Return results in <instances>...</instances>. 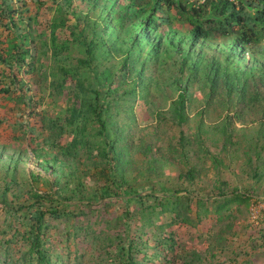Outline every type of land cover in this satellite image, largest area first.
Here are the masks:
<instances>
[{"label":"trees","instance_id":"16d2710c","mask_svg":"<svg viewBox=\"0 0 264 264\" xmlns=\"http://www.w3.org/2000/svg\"><path fill=\"white\" fill-rule=\"evenodd\" d=\"M54 1L57 3L58 11L63 12L64 6H72L73 0ZM81 1L89 3L86 11L75 7L72 17L78 20L77 24H83V29L78 32L81 41L77 36L74 37V41H79L78 45L83 46L85 54L77 58L74 66L57 67L62 77L58 82L59 87L66 81L65 78L71 77L77 92L75 96L70 97L72 104L67 106L66 121L72 127L73 137L68 145L62 147L53 141L47 142L54 147V152L49 157L43 156V150L40 152L38 148L31 149L37 169L30 170L27 174L30 192H27L26 202H18L19 197L23 195L19 190L12 192L13 198L8 199V193L11 192L14 183L18 182L17 165L24 160L19 154L11 155L8 163L4 165L7 182L0 190V203L9 212L10 219L5 225L8 227L0 229V264H64L63 254L59 252L62 247L59 245L57 247V244L49 240L47 228L50 224L45 220L46 213L52 219L57 217L67 219L73 215L71 207L74 204H80V211L85 213L83 208L105 199L121 200L137 206L134 212L125 210L117 217L125 226L124 232L109 236L112 246L116 248L113 263L171 264L173 257L170 254L175 251L176 246L173 231H169L166 237L154 235L153 243L141 238L144 229L153 226L158 215L168 216V222L161 223L160 227L183 224L194 228L202 225L209 213L215 214L216 221L231 218L230 204L248 202L254 194L238 189L227 193L221 187V191L218 192L221 199L216 198L213 202L209 201L210 196L197 197L192 202L188 188L179 186L172 191L171 188L162 186L160 187L162 193L157 194L154 188L156 183L152 184L149 192L141 194L142 190L135 186L137 178L126 171V164H131V160L128 156L130 146L125 142L127 134L124 130L134 121L133 102L137 99L146 100L151 95L150 88H154L165 100L170 99L167 112L172 113L176 123L180 125L187 121V106L192 95L191 84L196 81L202 88L206 84L207 106L216 100L219 105L225 107L227 113H231L213 125L214 129L221 131L223 138L220 150L225 149L228 143L232 144L235 131H247L245 127L243 129L232 127L233 117L240 118L242 114L255 112L260 113V119L257 118L252 128L251 140L255 141L257 148L260 144L262 149L264 0ZM248 6L251 9H248ZM0 11L6 14V24L9 27L15 25L16 8L13 4H6ZM90 13L94 18L88 16ZM2 19L3 16H0V23ZM65 25V18L61 16L55 18L51 23L52 34H55L58 27ZM84 31H88L89 36H84ZM26 36L28 32L15 34V37H19L24 44ZM220 38L221 41L217 40ZM55 40L56 36L52 37L51 42L56 49ZM63 46L64 44H60L61 48ZM12 48L14 52L10 55L13 63L22 61L28 53V49L25 47L21 50L19 44ZM0 59H3L1 55ZM167 60L176 62L177 73L165 80L153 75V68ZM102 61L110 63L109 65L114 66L120 73V82L114 85L116 83L112 80L104 90L100 89L99 85L105 84L111 78L109 67L102 70L101 75L97 77L95 81L98 83L97 87L86 84V79L81 73L85 68L94 70V65L97 66V63ZM157 70L160 71V68ZM224 94L226 96H223ZM121 100H125L127 105L123 125H118L113 113L119 111L114 107H119ZM91 114H94L95 120L99 123L97 133L101 139L96 143L89 139L90 132L86 125ZM155 115L161 118L160 111ZM81 116L84 119L79 124ZM108 122L110 128L106 125ZM207 132L208 130H198L192 138H186L181 133L179 142L184 146L196 143L201 151L206 152L208 150L204 148L202 135ZM93 136L95 137V134ZM90 146H95L97 153L88 156L87 160L72 156L78 148ZM56 148H59L66 157L61 158ZM260 148L255 150V155H259ZM219 153L217 151L214 154L210 151L211 161H219ZM206 158L208 157L205 154L203 159ZM188 159L189 157L184 161ZM1 162L6 161L0 157ZM61 165L68 168L65 176ZM80 165L84 167L80 168ZM91 165L99 170L90 172ZM195 174L196 171L190 166L181 171L178 177L190 182ZM89 175L96 181L95 188L87 195L78 196L77 192L85 186L84 177ZM50 177H53L51 190L41 192L35 188L34 184L49 180ZM63 177L68 181L76 180L75 188L71 190L68 188L73 191L72 194H69L61 184ZM68 181L65 184L68 185ZM180 192L185 194L179 195ZM192 212L194 216L191 215ZM135 215L138 224L132 225L129 219ZM19 216L22 218H18L19 227H16L14 221ZM90 227L88 225L85 228L86 231L83 232L85 236L91 235ZM132 227H135L134 233ZM10 228L13 232H9ZM78 228L79 226L74 227L73 237L79 235ZM225 230L235 233L230 224L225 225ZM62 234H65L66 238L71 236V232ZM125 238L127 242H124ZM12 243H18L13 253L9 249ZM105 254L106 258H109L107 250ZM177 254L178 252L176 256ZM188 255L181 257L184 261L181 264H194L199 261L196 252H193L192 256ZM188 257L191 258L187 259Z\"/></svg>","mask_w":264,"mask_h":264},{"label":"rangeland","instance_id":"374dc122","mask_svg":"<svg viewBox=\"0 0 264 264\" xmlns=\"http://www.w3.org/2000/svg\"><path fill=\"white\" fill-rule=\"evenodd\" d=\"M8 3L16 8V14L15 25L9 27L6 24V14L0 11V16H3L0 23V55L3 58L0 59V157L6 161L0 163V190L7 182L4 165L8 163L11 155L19 154L24 161H20L17 165L18 182L14 183L11 192L8 193V199L13 198L12 192L19 190L23 195L19 197L18 202H26L27 192H30L27 174L30 170L37 169L31 149L38 148L40 152L43 150V156L49 157L53 154L54 147L47 142L53 141L54 144L62 147L68 145L73 137L72 127L66 121L67 106L72 104L70 97L75 96L77 92L71 77L65 78L66 81L59 87L58 82L62 77L57 67L74 66L77 58L85 54L83 46L78 45L79 41H74L75 36L81 41L78 32L83 29V24H77L78 20L72 17V11L75 7L86 11L89 3L73 0L72 6H64L63 12H59L54 0H0V10ZM248 9H251L250 6ZM91 15L93 14L90 13L88 16ZM59 16L66 19V25L58 27L55 34H52L51 23ZM23 32H28L25 44L19 40V37H15L16 33ZM89 34L88 31L83 33L84 36ZM54 36H56V49L51 42ZM217 40L221 41V38ZM16 44L20 45L21 50L26 47L28 53L22 61L13 63L10 53L14 52L12 47ZM60 44H64L63 48ZM109 64L102 61L97 63V66L94 65V70L88 68L81 70L86 84L97 87L98 83L95 82L97 77L101 75L102 70L109 67L111 78L99 87L102 90L106 89L107 84L112 80L116 83L114 85H117L120 82V73ZM156 66L151 67L153 75L161 79L165 80L168 76L177 73L176 62L172 60ZM158 68L160 71L157 70ZM206 91V84L202 88L193 81L192 95L187 106V121L180 125L176 123L172 113L167 112L170 99L165 100L154 88H150L151 95L146 100L145 98L135 100L132 107L134 121L124 130L127 134L125 142L130 146L128 156L131 160V164H126V171L137 178L135 186L142 190L141 194L149 192L152 184L156 183L154 188L157 194L162 193L160 189L162 186H167L172 191L179 186L188 188L192 202L197 197L210 196L209 201L213 202L216 198L221 199L218 195L221 187L227 193L238 189L254 195L248 202L231 203L229 211L232 212L231 218L216 221L215 214L209 213L203 224L194 228L183 224L160 227L161 223L168 222V216L158 215L155 224L145 228L141 238L153 243L154 235L166 237L169 231H173L176 246L175 251L170 254L173 257L171 264H181L184 262L181 257H187L188 254L192 256L193 252H196L199 258L194 264H264V146L261 149L259 144L257 148L255 141L251 140V131L260 113H245L240 118L233 117L231 126L236 129L245 127L247 131H235L232 144L228 143L225 149L220 150L223 138L221 131L214 129L213 125L231 113H227L225 107L219 105L216 100L207 106ZM126 105L127 102L121 100L119 107H114L119 110L113 113L118 125H123ZM158 111L161 113V118L155 115ZM83 119L84 117L81 116L79 124ZM88 120L86 125L90 132L89 139L96 143L101 139L97 133L99 123L95 120L94 114L89 115ZM106 125L110 128L109 122ZM198 130H208L202 135L204 148L208 150L206 152L201 151L196 143L184 146L179 142L181 133L186 138H192ZM248 133L250 135H247ZM259 148V155H255V150ZM56 150L61 158L66 157L59 148ZM210 151L214 154L220 152L219 161H211ZM96 153L97 148L90 146L78 148L72 156L87 160L88 156ZM205 154L208 158L203 159ZM187 157L189 159L184 161ZM190 166L196 171L194 179L190 182L180 179L178 174ZM61 167L65 176L68 168L64 165ZM83 167L80 165V168ZM98 170L99 168L91 165L90 172ZM92 177L91 175L84 177L85 186L77 192L78 196L87 195L95 188L96 181ZM51 178L53 177L34 184L35 188L41 192L51 190ZM61 180L67 192L72 194L73 191L70 190L75 188L76 180L68 181L64 177ZM66 181L68 185L65 184ZM182 194L185 192L179 193ZM79 205L74 204L71 207L73 215L67 219L63 217L52 219L48 213L45 215V220L50 224L47 228L49 240L57 244V247L58 245L62 247L59 252L63 254L64 264H119L113 263L116 248L112 246L109 236L124 232L125 224L123 221L119 222L117 217L125 210L134 212L137 206L121 200L105 199L97 201L92 206H86L83 208L85 213H82ZM45 206L48 207L47 203ZM5 211L0 203V229L8 227L5 225L10 219V214ZM191 215L194 216V212ZM18 218L22 216L14 221L16 227H19ZM107 220L112 222L109 223ZM129 222L132 225L138 224L136 215L130 218ZM226 224L231 225L234 234L225 230ZM88 225L91 226V235L85 236L83 232ZM75 226H79V235L73 237ZM134 228L132 227V233ZM9 232H13L12 228ZM65 232H71L70 238L62 234ZM124 242H127V238ZM17 244H10L9 249L12 253ZM106 250L109 252V258H106ZM176 252H178L177 256ZM141 256L140 254L139 257Z\"/></svg>","mask_w":264,"mask_h":264},{"label":"clouds","instance_id":"9594fccd","mask_svg":"<svg viewBox=\"0 0 264 264\" xmlns=\"http://www.w3.org/2000/svg\"><path fill=\"white\" fill-rule=\"evenodd\" d=\"M200 1H202V0H200Z\"/></svg>","mask_w":264,"mask_h":264}]
</instances>
